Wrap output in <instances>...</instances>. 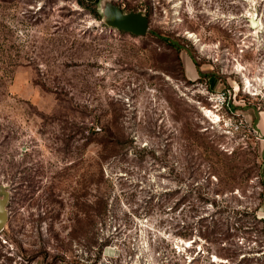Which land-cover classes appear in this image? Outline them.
<instances>
[{
	"label": "rangeland",
	"instance_id": "1",
	"mask_svg": "<svg viewBox=\"0 0 264 264\" xmlns=\"http://www.w3.org/2000/svg\"><path fill=\"white\" fill-rule=\"evenodd\" d=\"M111 1L0 0V264H264V0Z\"/></svg>",
	"mask_w": 264,
	"mask_h": 264
},
{
	"label": "water",
	"instance_id": "2",
	"mask_svg": "<svg viewBox=\"0 0 264 264\" xmlns=\"http://www.w3.org/2000/svg\"><path fill=\"white\" fill-rule=\"evenodd\" d=\"M97 10L102 15V21L105 26L129 33L133 36H144L148 29V18L142 11L124 12L113 4L111 0H98ZM253 17L249 19L250 26L253 28ZM10 192L5 186L0 185V232L3 231L8 221L7 204Z\"/></svg>",
	"mask_w": 264,
	"mask_h": 264
},
{
	"label": "bare ground",
	"instance_id": "3",
	"mask_svg": "<svg viewBox=\"0 0 264 264\" xmlns=\"http://www.w3.org/2000/svg\"><path fill=\"white\" fill-rule=\"evenodd\" d=\"M255 16V15H254ZM253 19V15H251V21ZM253 25H254V29L257 30L258 28L261 29L262 28V21L260 19H254L253 20ZM261 31V30H260ZM188 37H192V35H188ZM244 84L246 85V87L250 86V82L247 78L244 79ZM205 113L209 116H212L213 119H218L216 115H214L211 111L209 110H205Z\"/></svg>",
	"mask_w": 264,
	"mask_h": 264
},
{
	"label": "trees",
	"instance_id": "4",
	"mask_svg": "<svg viewBox=\"0 0 264 264\" xmlns=\"http://www.w3.org/2000/svg\"><path fill=\"white\" fill-rule=\"evenodd\" d=\"M78 1H79V3L81 5H85L84 3L86 1L87 4H88L87 6L90 7L91 8V11L96 14V8H97L98 0H82V1L81 0H78ZM172 46L175 47V45H173V43H172ZM113 135H118V134H113ZM115 138L116 137H113L111 140L107 141L106 143L114 146V144H115ZM101 173H102V171H101ZM104 205H105V203H104Z\"/></svg>",
	"mask_w": 264,
	"mask_h": 264
}]
</instances>
